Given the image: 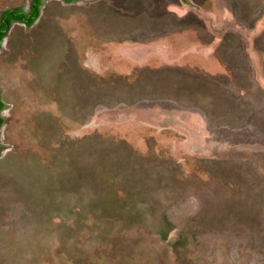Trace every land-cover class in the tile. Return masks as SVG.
Segmentation results:
<instances>
[{
	"label": "rangeland",
	"instance_id": "1",
	"mask_svg": "<svg viewBox=\"0 0 264 264\" xmlns=\"http://www.w3.org/2000/svg\"><path fill=\"white\" fill-rule=\"evenodd\" d=\"M184 2L167 8L200 11L215 43L246 34L252 68L206 61L191 14L183 35L121 39L181 23L157 0H44L11 25L0 264H264V0Z\"/></svg>",
	"mask_w": 264,
	"mask_h": 264
},
{
	"label": "crops",
	"instance_id": "2",
	"mask_svg": "<svg viewBox=\"0 0 264 264\" xmlns=\"http://www.w3.org/2000/svg\"><path fill=\"white\" fill-rule=\"evenodd\" d=\"M77 1H79V0H77ZM152 1L154 2L155 0H152ZM157 1L160 2V4L161 3L164 4L163 12H164L165 15H168L171 18H174L177 21H181V23L179 24V22H177L178 24L176 25V27H166V28L165 27H163V28L160 27L158 30H155L154 33L146 32L145 35L144 34H140L139 36H135V34H136L135 31H134V33L130 32V31H124L123 33H125V35L123 37H121V39H123L124 41H134V40H136V41H140V42H145L144 40H146V41H155L157 39H165V37L167 35H172V34H176V35L182 34L183 35V32L186 29V27L182 26V23H184V21H187V20H185V18L188 16V14H191V15L195 16L197 21L200 24L204 25L205 30L210 31L208 29V27H207V23L205 22V19L201 17L200 11L194 10V9H192V11H191V10L188 9V11H186V12H177L175 9L167 8L168 7L167 5L173 3V4H176L177 7H180V6L184 5L185 3H182V2L181 3L180 2L176 3V2L168 1V0H157ZM95 2L101 4L102 6H108V4L110 3V0H95ZM194 3L201 7L200 3L196 2V1H194ZM42 5H41V7H42ZM132 12H133L131 14L132 18L136 19V17H137L136 12H134V11H132ZM40 13H41V10H40ZM87 13L85 12V18L88 19V21H89V18L86 16ZM39 16H40V14H39ZM151 17L152 16H149V18H151ZM152 18H154V17H152ZM115 19L118 20L117 16H115ZM167 22H169V21H167ZM118 23H119V21H118ZM133 24H135V23H133ZM96 33L98 34L99 32H96ZM224 34H225L223 36L224 39H223L222 43H220L218 48H222V50L226 51L230 55H232V52L233 53L235 52L234 51L235 49H236V51L239 50L241 52V54H238V52H237V54L235 55V57H236L235 59H238V60H235V61L238 62L240 64V66L242 65V68L240 70L245 69L246 65H249L250 68H252L251 67L252 66V64H251L252 59L250 57L251 53L248 50L247 35L242 33L241 31H239L237 28H233L231 26H229L228 29H226ZM232 34H238V36L240 37V39L238 40L239 42L237 43L238 45L237 44L235 45V42L232 39V37H233ZM103 35H104V32L101 33V34H98V36H100V38L104 37L103 40H106L104 42L107 44V47H108V49L110 51H111V48L109 46H111V45L109 43H113V42L119 43L120 42V40L116 41V40H114L115 38L112 39V38H110V36H103ZM197 35H198L197 37H198L199 40L204 41L205 38L200 35V32ZM243 35H245V36H243ZM181 37L182 36H179V38H181ZM218 42L219 41H217L215 43L213 35H212V38H207L206 39L205 44H207V46L206 47L203 46L204 47L203 51L205 53L204 54L202 53L204 55L203 58H205L206 61L208 60L209 54L214 53V55H215V53H216V45H217ZM182 43H184V42H182ZM188 43L189 42H186L185 44H188ZM205 44H203V45H205ZM196 57H198V56L196 55ZM135 68H133V70ZM213 79H216V78H213Z\"/></svg>",
	"mask_w": 264,
	"mask_h": 264
},
{
	"label": "trees",
	"instance_id": "3",
	"mask_svg": "<svg viewBox=\"0 0 264 264\" xmlns=\"http://www.w3.org/2000/svg\"><path fill=\"white\" fill-rule=\"evenodd\" d=\"M44 0H28L26 7L23 5H15L4 7L0 10V48L3 38L8 33L13 23H21L25 26H31L37 20L40 14V8ZM64 2H74L77 0H62ZM4 103L0 100V112L4 107ZM4 119L0 113V127Z\"/></svg>",
	"mask_w": 264,
	"mask_h": 264
},
{
	"label": "flooded vegetation",
	"instance_id": "4",
	"mask_svg": "<svg viewBox=\"0 0 264 264\" xmlns=\"http://www.w3.org/2000/svg\"><path fill=\"white\" fill-rule=\"evenodd\" d=\"M168 1H173V2H176V3H185L184 1L185 0H168ZM193 1H196V2H198V3H203V1H205V0H193ZM230 8H231V6H230ZM197 21V20H196ZM189 21H187V23H188ZM198 22V21H197ZM197 25H199L200 27H198V26H194L193 28L194 29H196L197 31H198V34H199V32H200V35L201 36H203L205 39H207V38H212V32L211 31H207V30H205V27H204V25H202V24H200L199 22H198V24ZM225 34H223L222 35V37L221 38H219V42L217 43V45H216V50L218 49V47H219V45H220V43H222V41H223V39H224V36ZM233 35V34H232ZM236 38H238V40L240 39V37L238 36V34H236ZM243 36H245V35H243ZM245 42V41H244Z\"/></svg>",
	"mask_w": 264,
	"mask_h": 264
},
{
	"label": "water",
	"instance_id": "5",
	"mask_svg": "<svg viewBox=\"0 0 264 264\" xmlns=\"http://www.w3.org/2000/svg\"><path fill=\"white\" fill-rule=\"evenodd\" d=\"M1 97V96H0ZM0 100H1V98H0Z\"/></svg>",
	"mask_w": 264,
	"mask_h": 264
}]
</instances>
